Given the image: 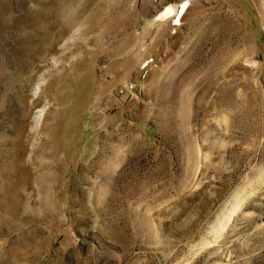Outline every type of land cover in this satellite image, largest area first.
Wrapping results in <instances>:
<instances>
[{
  "label": "rangeland",
  "instance_id": "374dc122",
  "mask_svg": "<svg viewBox=\"0 0 264 264\" xmlns=\"http://www.w3.org/2000/svg\"><path fill=\"white\" fill-rule=\"evenodd\" d=\"M0 264H264V0H0Z\"/></svg>",
  "mask_w": 264,
  "mask_h": 264
},
{
  "label": "bare ground",
  "instance_id": "6f19581e",
  "mask_svg": "<svg viewBox=\"0 0 264 264\" xmlns=\"http://www.w3.org/2000/svg\"><path fill=\"white\" fill-rule=\"evenodd\" d=\"M188 6H189L188 2H183L181 5H179V7L173 8V11H174V17H173L174 24L175 23H180V21H181L183 15H184V13L186 12ZM172 7H174V6H172Z\"/></svg>",
  "mask_w": 264,
  "mask_h": 264
}]
</instances>
